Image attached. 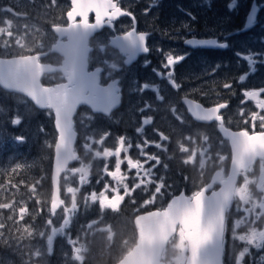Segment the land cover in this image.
<instances>
[{
	"label": "snow or ice",
	"instance_id": "1",
	"mask_svg": "<svg viewBox=\"0 0 264 264\" xmlns=\"http://www.w3.org/2000/svg\"><path fill=\"white\" fill-rule=\"evenodd\" d=\"M122 2L39 0L38 3V0H30V3H38L44 14L53 9L59 10L60 14L55 19L63 22H50V30L14 23L21 14L11 6L0 7V12L5 13L0 17V88L10 94H22L25 104L31 102L40 109H46L55 129L54 141L47 144L54 150L49 199L42 200L37 194L44 177L35 179L33 183H27L25 179L13 182L15 177L12 174L19 176L20 170L30 165L15 164L7 173L12 178L0 183V195L7 193L12 197L7 202H0V246L12 249L15 245L22 264H33L34 260L52 254L53 241L57 236L66 237L72 246L71 259L74 264H86L91 252L89 237L103 233L107 264H245L246 255L252 254L250 248L264 249V87L242 89L243 99L237 110L239 120L235 122L222 112L228 109V100L206 107L185 95L184 103L189 105L186 111L196 121L214 124L220 134L215 141L207 133L185 135L177 141L178 151L183 154L182 163L198 166L201 177L199 184L192 181L195 190L190 194L180 190L175 181L169 183L171 178L166 175L169 164L161 156L169 152L171 135L156 127H152L155 139L146 135V126L154 123L153 116L147 114L152 109L148 102L138 108L142 119L135 129L139 136L135 143L131 137L120 135L114 149L103 147L101 151L95 146L103 145L110 133L103 131L96 139L94 130L85 137L83 144L85 153L91 154L92 159L85 163L77 155L74 147L77 121L74 117L78 107H89L91 114L85 115L91 122L97 114L110 116L121 99L119 81L112 80L105 87L100 82L104 69L89 71V54L92 51L90 38L105 26L114 29L121 17H130L129 29L122 30V35L113 36L111 43L127 55L125 63H129L138 53L150 51L147 44L150 33L137 31L136 16L127 7H122ZM237 4L238 0H230L227 7L233 10ZM255 8L256 5H253V11L247 14L242 29L256 23ZM7 14L13 18H8ZM186 15L191 22L197 19L191 12ZM24 18H27V14ZM191 22H182L181 28L186 33H193L192 38L179 36L180 29H175L184 44L212 45L220 49L230 46L218 39H197ZM259 39L264 41V37ZM98 47L100 51L105 50L103 44ZM52 55L59 56L55 65L44 62ZM163 55L165 62L162 67L168 71L166 76L160 72L157 75L164 76L169 85L179 91L182 84L174 76V66L183 61L187 53L173 55L169 51ZM235 55L242 56L251 72L257 71L255 66L258 62L264 63V50L248 49L246 54L238 51ZM104 63L111 70L118 68L115 63ZM220 67L217 64L212 71ZM153 71L156 72V69ZM56 73L59 76L54 75ZM111 75L109 71V79ZM246 77L247 73L242 74L238 80L243 82ZM222 87L235 95L230 81L223 83ZM148 89L156 93L157 100L165 99L160 95L158 84L145 82L134 91L143 93ZM201 94L208 96V93ZM246 101H253L256 110L248 109ZM170 111L179 124L188 123L184 112L175 104ZM22 120L23 116L18 112L10 123L18 126ZM80 123H83L82 119ZM234 124L236 130H233ZM40 131L44 132L43 126ZM15 139L23 142L25 137L17 136ZM184 141L196 146L189 147ZM152 148L158 151H151ZM225 148L228 149L226 153ZM132 149L136 150L135 158L130 154ZM166 158L171 160L173 156L167 155ZM97 159L103 163L102 174L95 178V185H101L99 190L92 183V161ZM74 160L80 161L79 167H69V162ZM225 161L230 162L227 171L223 166ZM257 161L258 174L254 170ZM209 164L215 167V171L210 181L204 182ZM183 179L188 181L190 178L184 176ZM21 186L27 189V199L23 196L17 199ZM85 186L91 190L82 192ZM29 202L35 205L31 209ZM126 204L132 208V215L126 221V226L131 225V232L130 235L118 236L105 217L109 210L120 214ZM93 205L99 208L97 219L81 225L79 234L73 238L69 230L81 208L87 210ZM45 213L44 230L37 231V217ZM234 216L239 218L232 219ZM230 222L233 241L239 240L244 245L239 252L234 247L231 252L226 250V233ZM242 226H245L244 230L238 231ZM37 237L44 238L46 245L30 243L27 246L29 252L20 250L25 240L33 241ZM25 255L28 257L26 260L23 259ZM260 260H264V256ZM0 264H4V261L0 260Z\"/></svg>",
	"mask_w": 264,
	"mask_h": 264
},
{
	"label": "flooded vegetation",
	"instance_id": "2",
	"mask_svg": "<svg viewBox=\"0 0 264 264\" xmlns=\"http://www.w3.org/2000/svg\"><path fill=\"white\" fill-rule=\"evenodd\" d=\"M178 1V0H177ZM217 1V0H215ZM244 6L237 7L233 10L227 11L226 8L213 7V1L210 0L208 6L205 8V12H196V7H190L189 12L196 16V21L191 22L187 16V20L181 16L171 14L176 5L172 7L170 4H174L173 0H163L161 3V17L162 20L159 24L153 23L150 20L149 15L145 12L146 6L136 4L134 0H123L122 7H127L136 16V29L137 31L149 32L147 44L150 49L148 53H138L129 63H125L128 59L127 55L115 44L111 43L112 37L116 35H122V30H128L131 25L130 17H121L116 23L115 28L105 26L102 29L97 30L96 33L89 40V46L92 48L89 56V71H94L96 68H102L104 71L101 73L100 82L103 86L107 87L112 80L119 81L120 88V103L113 109L110 116L104 114H97L90 122L86 118V113L91 114L88 106H79L77 115L74 119L76 123L77 138L74 144L77 155L87 163L92 159L91 154H86L83 148L85 137L91 134L95 130V138L99 139L103 131H108L110 136L103 145L95 146L99 150H103V147H111L114 149L116 146L117 138L120 135L131 137L133 142L139 139L135 129L140 126L142 119L141 114L138 111L139 107H143L145 102L152 105V109L147 112L148 115L153 116V125L146 126V135L155 139V134L152 132V127H156L166 134L171 135V144L169 145V152L166 155H162L161 158L169 164V171L166 173L171 179L169 183L175 181L180 190H184L186 194H190L193 187L192 181L200 183L201 177L199 174L198 166L193 167L191 165H184L182 163V155L178 151L177 141L182 140L185 135H196L200 133H207L215 141L219 134L215 125L209 122L196 121L192 115L186 111L187 106L184 103L185 95L188 99L195 100L198 103H203L206 107L211 103L223 102V100L229 101V107L226 110H222L227 117H230L234 122L239 120L237 116V110L240 105V100L243 99L242 89L252 87H264V63H259L255 66L256 72H251L248 68L247 62L241 57L235 55L236 52L246 54L248 49L261 51L264 50V41L260 40V37H264V0H244ZM238 0L237 6L241 3ZM258 8L256 15V23L247 31H237L242 29L245 24L247 14L250 10L252 3ZM39 3V0H38ZM37 4L30 3V0H0V7L11 6L14 11L21 14L20 18L14 20V23L29 24L30 26L39 27L42 30H50V22L62 23L61 20H56L55 17H51V11L47 14L43 13ZM184 4H188L184 2ZM153 10L150 11L152 14ZM27 14V18L24 15ZM5 13L0 12V17ZM8 18H13L11 14H7ZM175 17V19H171ZM94 19V17H90ZM182 22H191L195 30L197 39H218L220 42H227L230 46L227 49H220L217 47H202L198 46H186L182 39L178 38L175 29H180L179 36L184 38H192L193 33H186L181 28ZM224 33V35H221ZM230 33V35H229ZM49 38H51V32L49 31ZM105 45V50L100 51L99 45ZM160 49L162 51H157ZM171 51L173 55H184L187 53L186 58L174 66V76L178 83L182 84L181 90L177 91L173 89L166 78L168 69H164L162 64L165 62V56L163 53ZM259 59V58H258ZM59 60L58 55H52L49 57L46 63H52L53 65ZM115 63L118 65L116 70H111L104 63ZM149 61L150 63H145ZM220 64L221 67L213 72L212 69ZM156 69V72L153 71ZM111 71V78H108V73ZM157 72L164 74V76H158ZM247 73L246 80L241 82L238 77ZM59 76L58 73L54 74ZM231 82L235 95H232L230 90L223 89L222 85L225 82ZM47 83V81L42 80ZM158 84L160 86V95L164 96L163 101L156 99V93L151 89L145 90L143 93L134 91V89L141 86L143 83ZM195 90V91H194ZM201 93H208L205 97ZM219 94V98L217 97ZM19 97H23L20 94H14ZM24 98V97H23ZM25 99V98H24ZM33 108L44 111L47 113V118L50 120L54 128V121L48 115L46 109H40L31 102H29ZM175 104L177 108L184 112L185 118L188 121L186 125H181L175 121L171 114V106ZM248 109L256 110L255 103L253 101H246L245 105ZM81 119L83 123H80ZM87 125V127H85ZM242 126V125H241ZM233 130H236L235 124ZM55 132V129H54ZM189 147H194L187 141H184ZM199 140H197V144ZM215 150V149H214ZM151 151H158L152 148ZM227 148L224 149L226 153ZM130 154L135 158L136 150H130ZM167 155L173 156V159L168 160ZM53 157V151H52ZM114 160V158H109ZM92 183L95 185V178L102 174L103 163L100 159L92 161ZM80 161L75 160L69 167H79ZM225 170L230 167V162L225 161ZM125 166L122 165V169ZM52 161L50 168V182L52 173ZM259 161L254 165V170L258 174ZM215 171V167L209 164L205 170L203 177L204 182L210 181V177ZM161 174H164L163 172ZM198 174L199 177L196 176ZM184 176H188L190 179L185 181ZM110 179V178H108ZM63 183V181H61ZM75 186V185H74ZM99 190L101 185H95ZM218 188V185H217ZM88 186L82 189V192L90 191ZM52 191V185H51ZM49 194V198L51 195ZM178 194V193H177ZM139 199V197H137ZM146 198V197H145ZM79 199V197H78ZM233 211L235 209L233 208ZM99 214V208L97 205L89 207L87 210L81 208L76 221L70 228V233L73 238L79 234L80 226L85 225L87 222L97 219ZM132 215V208L129 205H124L120 214H114L110 210L106 214V222L114 226L118 233L124 235H130L131 225L126 226V221ZM239 218L234 216L232 219ZM37 222L35 227L37 231L41 230L44 225H40L38 228ZM45 224V221H44ZM54 224L57 222L54 220ZM231 222L229 224V231L226 233V250L231 252L233 247L236 252L242 250L243 242L239 240L233 241L231 235ZM89 247L91 252L89 253L86 264H107L108 256L105 251V234L95 233L94 237H89ZM55 239L53 244L55 243ZM62 247L60 252L63 255L64 264H74L71 259L72 246L68 242H59ZM55 246H53V251ZM253 256L252 264H256L258 256L263 253L264 249L255 250L251 248ZM249 255L245 257V264H249ZM228 257H226V260Z\"/></svg>",
	"mask_w": 264,
	"mask_h": 264
},
{
	"label": "trees",
	"instance_id": "3",
	"mask_svg": "<svg viewBox=\"0 0 264 264\" xmlns=\"http://www.w3.org/2000/svg\"><path fill=\"white\" fill-rule=\"evenodd\" d=\"M173 1L174 4H170L171 7L175 5L177 0ZM212 1L213 7L226 8L230 13V9L227 7L230 0ZM243 1L241 0V2ZM240 6H244V2L239 7L237 6L238 10ZM23 100V97L10 94L0 88V183L12 178L7 173L15 164L30 165L31 167L21 169L19 176L12 174L15 177L13 182L18 183L20 179H25L27 183H33L35 179L44 177L41 187L38 188L40 192L38 191L37 194L42 200H47L51 191L50 168L53 151V149L47 147V144L54 141L55 132L53 125L47 118V113L33 108L29 102L25 104ZM18 112L23 116L22 123L18 126L12 125L10 119ZM41 126L44 128V132L40 131ZM17 136H24V141H17L15 139ZM21 196L27 199V189L24 186L20 187L17 199ZM11 198L7 193H4L0 195V202H7ZM34 206L33 202H29L30 209ZM5 215H7V212H5ZM46 218L47 214L45 213L42 217L38 216L36 222L39 223L43 220L42 224L44 225ZM44 245L46 243L43 242L42 246ZM53 246H55V249L52 254L44 257L47 264H64L63 255L60 252L62 247L58 240L55 241ZM44 262L40 261L38 263Z\"/></svg>",
	"mask_w": 264,
	"mask_h": 264
},
{
	"label": "rangeland",
	"instance_id": "4",
	"mask_svg": "<svg viewBox=\"0 0 264 264\" xmlns=\"http://www.w3.org/2000/svg\"><path fill=\"white\" fill-rule=\"evenodd\" d=\"M134 1L136 2V4H140V5L147 7V9H148L147 14L149 15L150 20L153 23H156V24L160 23V21L162 20L160 8H161V3L163 2V0H134ZM209 1L210 0H206V2H205V0H178V1H176V5L174 7V10L171 12V14L181 16V17L185 18L184 20H187L186 13L189 12L190 7H196V12L202 11V13H204L205 8L208 6ZM184 2H187L188 4H184ZM153 8L158 9V10H156V11L153 10L152 14H150V11ZM59 14L60 13H59L58 9H53L51 11V17L52 18H53V16L57 17ZM171 19L174 20L175 17H171ZM196 176L199 177L198 174H196ZM42 222H43V220L41 222H39L38 228L40 227ZM56 226H58V223L56 224ZM244 227L245 226H242L241 229H239L238 231H243ZM41 230H44V227L41 228ZM55 240H58V242H63V243L67 242V238L61 237V236H57L55 238ZM43 242L46 243V240L44 238H40V237H37L36 240H33V241L27 240L26 243L23 242L20 250H22L23 252L30 251V249L27 247L30 243L33 245L38 244V245L42 246ZM255 250H258V249H255ZM250 251H251V248H250ZM262 256H264L263 253H261L258 256V260H257L256 264H258V262H259V264H264V260H260V257H262ZM27 258H28L27 255H25L23 257V259H25V260ZM248 259H249V264H252L253 263L252 262V259H253L252 254L248 256ZM0 260L4 261V264H22L21 257H20V255L17 254V250H16L15 245H13L12 249H8V248H5L3 246H0ZM40 261H46V260H45V258L43 260L39 259V261L34 260L33 264H44V263H38Z\"/></svg>",
	"mask_w": 264,
	"mask_h": 264
},
{
	"label": "water",
	"instance_id": "5",
	"mask_svg": "<svg viewBox=\"0 0 264 264\" xmlns=\"http://www.w3.org/2000/svg\"><path fill=\"white\" fill-rule=\"evenodd\" d=\"M253 5H255V3L253 2L252 3V5H251V7H250V10H249V12L248 13H250V12H252L253 11ZM257 12H258V8H257V6H256V8H255V11H254V14L255 15H257ZM245 22H246V20H245ZM252 27V26H251ZM250 27V28H251ZM250 28H243L241 31H247V30H249ZM186 45V44H185ZM186 46H191V45H186ZM198 46V45H197ZM200 46H202V47H212V45H200ZM214 47V46H213ZM2 89V88H1ZM2 90H4V89H2ZM4 91H6V90H4ZM22 95V94H21ZM186 106H187V108L189 107V105H187L186 104ZM37 107V106H36ZM191 114V113H190ZM75 161V160H74ZM74 161H70L69 162V164H71L72 162H74ZM52 173H53V170H54V150H53V157H52ZM52 173H51V176H52ZM214 174V173H213ZM212 174V175H213ZM52 185V184H51Z\"/></svg>",
	"mask_w": 264,
	"mask_h": 264
}]
</instances>
